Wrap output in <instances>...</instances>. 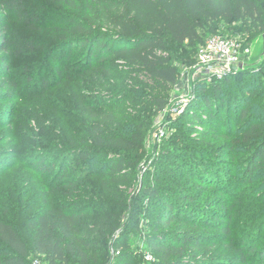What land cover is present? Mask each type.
Segmentation results:
<instances>
[{
	"label": "trees",
	"instance_id": "obj_1",
	"mask_svg": "<svg viewBox=\"0 0 264 264\" xmlns=\"http://www.w3.org/2000/svg\"><path fill=\"white\" fill-rule=\"evenodd\" d=\"M25 1L0 0V12L7 15L0 16V104H10L9 123L0 121V128L28 119L31 140L33 124L44 122L40 138L47 141L43 145L47 152L76 154L77 163L84 162L88 169L60 180L58 173L52 182L61 186L50 194L39 193L43 209L28 218L30 244L0 213V264H31L32 257L46 264H133L128 227L123 224L130 206L127 189L134 180L126 169L134 167L127 156L142 158L144 136L167 106V100L152 91L179 82L169 47L202 45L204 30L215 32L219 21H239L260 35L264 0H31L35 7ZM22 10L27 28L45 33L46 39L19 45L11 39L8 19ZM17 51L33 55L34 64L30 68L15 64ZM16 70L26 73L27 91L23 92ZM50 70L60 83L56 86L70 85V96L53 102V110L60 105L53 115L18 113L19 102L52 89L45 75ZM196 84L188 127L199 135L187 137L190 143L174 155L167 171L172 177L168 182L172 179L173 185L184 188L143 184L141 189L162 205V220L153 229L178 220L181 230L150 235L149 244L158 264H264V65ZM101 94L117 96L122 105L108 104ZM70 120L75 121V131L63 129ZM198 124L204 127L198 130ZM18 128L10 137L16 148L28 134L26 125ZM77 143L80 147L71 149ZM33 151H23L20 160L39 170L42 178L54 167ZM96 152L102 157L115 155L105 165L107 171H91ZM245 154L242 173H237L235 160ZM67 169L62 161L55 172ZM56 191L65 199H56ZM141 199L140 194L133 198L132 217ZM212 229L233 245L227 256L209 257L208 246L214 247L216 237ZM118 231L121 235L111 240Z\"/></svg>",
	"mask_w": 264,
	"mask_h": 264
},
{
	"label": "rangeland",
	"instance_id": "obj_2",
	"mask_svg": "<svg viewBox=\"0 0 264 264\" xmlns=\"http://www.w3.org/2000/svg\"><path fill=\"white\" fill-rule=\"evenodd\" d=\"M24 3L25 5L28 4L29 6L32 5V7H35L34 1L26 0ZM24 12L25 10H22L20 13H15V15L12 13L10 17L8 16V25L10 26V31L12 33L11 39H14L15 43L18 45L26 41H31L32 44H38L39 40L42 41V39H46L48 36L41 31L29 30L23 22ZM0 16L6 17L7 15L0 12ZM203 33L204 43L194 49L190 47L187 48L186 46L178 47L174 44L170 45L169 58L171 63L179 70V82L177 85L169 86L167 88L155 87L152 91L153 95L165 98L167 100V106L163 111L157 113L153 123L148 129L147 134L144 136L143 149L145 152L141 155L142 158H133L135 157V154L127 156L132 159L131 163L134 167L129 168V166H127L126 169L131 172L134 180L133 185L127 189L128 192L126 195L128 196V203L130 206L125 212L123 224L128 227L126 240L130 244V252L133 255V264H158V255L149 244L150 235H159L170 231L171 233H177L181 230V226H178V220H174L172 223L167 225L159 223L158 230L155 231L153 229L157 221L162 220V217H160V212L162 211L160 207H162V205H157L155 198L143 195V191L141 189L143 184L144 186L146 185V187L150 186L160 189H169L170 187H174L177 190H182L184 188L176 183L173 185L172 179L168 182V178L172 177L168 176L170 174L167 173V171H169L168 166L173 164L175 161L174 155L183 151L181 150L183 149V145H186L187 142L190 143L187 137L196 138L199 135L195 129L188 127V119L191 116V104L198 93L196 83L207 82V80H203L202 75L197 74L194 70L200 48L208 39L212 37H233L238 39L242 45V61H248L251 57L253 44L260 36L256 32L247 31L246 27L239 21H219L215 32H211L210 29H206ZM17 46L15 47V50H17ZM16 53L18 57L14 60L15 64L20 65V67L28 65L29 68L34 64L35 60L33 55L23 54L20 51H17ZM249 70L256 69L251 68ZM16 75L22 80L21 88H23V92L27 91L24 86V75H26V73L24 71L17 72L16 70ZM45 75H47V79L50 81L48 85L52 87L51 90L53 91L49 88L45 90L43 94H38L31 100L25 101L23 104L19 102L20 108H17L18 113H39L38 117H41L43 114L46 115V113L53 115V113H56V110L60 107L59 105L56 110H53V102L59 104L62 102L64 96H70V85L64 83L60 86H56L60 83H57V76L51 72V70L47 71ZM34 83H37V87H41V82H39L38 78L35 79ZM38 92L40 93V91ZM101 95L102 99L108 104H113V106L116 107H120L122 105V102H119L116 98L117 96L115 95ZM31 102L32 104H30ZM25 103H29V105L25 106ZM9 107L10 104L8 103L4 102L3 104H0V121L4 123L5 126L9 123L10 119V115L8 114ZM19 109L21 110L20 112ZM59 114L62 115L63 113ZM49 117L47 121L48 123L52 121V116ZM16 122L17 121H15L14 125L0 128V213H4L3 217L10 221L16 230L21 234L22 238L30 244L33 237V231L28 225V218L43 209V202L39 193L42 191L43 193L47 192L50 194L53 192L55 187L61 186L62 183L52 182L54 179L53 177L58 175V173L62 175L58 180L64 177H66L65 179L71 176L77 177L80 174H84V172L88 169V165L84 162L77 163L76 154L60 155L59 153L53 154L47 152V148L43 146L44 144H47V141L44 138H40V130L43 127L44 122L39 125L38 121H36L35 124H33L34 136L31 140L29 132L31 131L32 125L30 127V124L32 121L28 122L27 119L22 122L20 121L17 124ZM74 123L75 121L70 120L69 124H65L63 126V129L65 131L76 129V127H73ZM25 125L26 131H28L26 140L18 142L17 144H19L20 147L16 148L14 144H10L11 134L14 133V130H19L18 126L24 128ZM46 125L48 124L45 123L44 126ZM198 127L199 128L196 129L200 130L204 126L198 124ZM12 128L14 129L12 130ZM74 135L77 134L74 133ZM79 138L80 136L77 137L78 141ZM181 142L182 144L180 145ZM32 144H34V146ZM78 147H80V145L77 143V145L72 146L71 149H77ZM32 148L33 150H36L33 151V153H42L41 157L44 164H49V166L53 164L54 170L51 173L45 174L42 178L39 170H34L31 168L30 164H27L26 162L23 163L20 160L21 153L23 151L27 152ZM100 155L101 153H94L95 160L92 167H90L91 171L94 173L107 171V169H105V165H107L108 160L111 157H115L113 154H107L103 157ZM245 156L247 155L245 154L235 160V163L238 164L237 167H235V171L237 173H242V164H240V162ZM62 161L66 162L68 169L64 172L57 171L56 173V167L58 163ZM136 168L137 172L135 171ZM119 187H121L120 184ZM124 187L125 186H122L121 188L124 189ZM247 189L245 188L244 190ZM8 190H10L13 200L9 199ZM192 193H195L194 190ZM138 194L142 196V199L135 216L132 217L134 212H132L133 209L131 203L133 198ZM53 196L56 199H65L61 195V192L56 191ZM72 201L73 200H69V203ZM225 201H229V199L225 198ZM231 229L236 228L231 226ZM212 234L216 235V237L213 239L214 247L208 246L211 248L209 251V257L217 258L220 255L227 256L226 254H230V246L232 248L233 245L230 244L228 237H225L222 232L215 229H212ZM120 235L121 231H118L111 240L116 239ZM114 254L117 256V251L114 252ZM149 256L150 259L148 258ZM31 264L46 263L40 258L32 257Z\"/></svg>",
	"mask_w": 264,
	"mask_h": 264
},
{
	"label": "built area",
	"instance_id": "obj_3",
	"mask_svg": "<svg viewBox=\"0 0 264 264\" xmlns=\"http://www.w3.org/2000/svg\"><path fill=\"white\" fill-rule=\"evenodd\" d=\"M241 51L242 45L236 38L212 37L200 48L194 70L207 82L222 80L239 70L237 64L242 61Z\"/></svg>",
	"mask_w": 264,
	"mask_h": 264
},
{
	"label": "water",
	"instance_id": "obj_4",
	"mask_svg": "<svg viewBox=\"0 0 264 264\" xmlns=\"http://www.w3.org/2000/svg\"><path fill=\"white\" fill-rule=\"evenodd\" d=\"M264 65V33L255 40L252 48L251 57L248 61H240L237 68L246 71L251 68L259 69Z\"/></svg>",
	"mask_w": 264,
	"mask_h": 264
}]
</instances>
